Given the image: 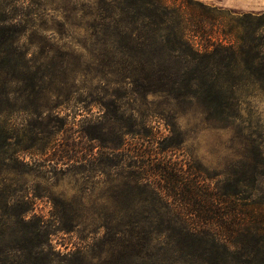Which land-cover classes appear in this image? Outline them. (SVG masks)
<instances>
[{
    "label": "rangeland",
    "instance_id": "1",
    "mask_svg": "<svg viewBox=\"0 0 264 264\" xmlns=\"http://www.w3.org/2000/svg\"><path fill=\"white\" fill-rule=\"evenodd\" d=\"M182 1L201 13L215 8L232 12L230 17L264 14V0L176 2ZM4 2L1 14L16 17L25 29L24 61L45 74L31 93L25 83H13L17 100L3 102L5 244L16 248L39 231L56 255L77 253L73 264H188L169 249L173 242L116 232L129 230L130 223L147 229L162 223L155 212L147 213L162 207L153 187L164 184L151 165L197 166L202 177L218 175L223 183L233 181L242 161L251 162L249 150L260 148L264 155V93L245 96L234 126L216 127L188 99L132 94L124 75L113 73L126 65L114 30L129 28L114 0ZM205 30L216 29L207 23Z\"/></svg>",
    "mask_w": 264,
    "mask_h": 264
},
{
    "label": "trees",
    "instance_id": "2",
    "mask_svg": "<svg viewBox=\"0 0 264 264\" xmlns=\"http://www.w3.org/2000/svg\"><path fill=\"white\" fill-rule=\"evenodd\" d=\"M176 1L114 0L129 28L114 30L113 43L124 50L126 65L113 73L124 75L132 94L188 99L216 127L234 126L242 118L245 96L264 93V14L230 17L232 12L215 8L201 13L191 1ZM4 8L0 0V117L6 111L3 102L17 100L13 83H25L31 93L36 81L45 78L41 68L24 61L28 52L20 44L25 29L16 17L1 14ZM207 23L216 30H205ZM105 43L101 38L100 44ZM1 138L8 137L0 123ZM246 155L251 162L242 161V170L232 171L233 181L223 183L217 182L218 175L202 177L197 166L151 165L149 171L159 173L164 184L153 187L162 207L147 213L155 212L162 223L153 231L130 223L117 235L173 242L169 249L188 258V264H264V155L256 147ZM246 188L251 192H242ZM77 260V253L63 257L49 250L39 231L16 248L5 244L0 223V264Z\"/></svg>",
    "mask_w": 264,
    "mask_h": 264
}]
</instances>
